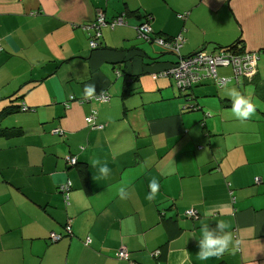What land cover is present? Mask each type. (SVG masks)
Masks as SVG:
<instances>
[{"label":"crops","instance_id":"obj_1","mask_svg":"<svg viewBox=\"0 0 264 264\" xmlns=\"http://www.w3.org/2000/svg\"><path fill=\"white\" fill-rule=\"evenodd\" d=\"M97 10L125 24L101 27L91 50ZM158 35L181 36L178 54L155 42L157 53ZM237 38L257 55L252 76L220 66L224 85L181 88L168 72ZM0 48V110L18 98L29 130L0 142V264H264V0H0ZM87 85L109 100H86ZM233 88L255 106L247 120L232 112ZM217 223L233 243L200 261L202 229Z\"/></svg>","mask_w":264,"mask_h":264},{"label":"built area","instance_id":"obj_2","mask_svg":"<svg viewBox=\"0 0 264 264\" xmlns=\"http://www.w3.org/2000/svg\"><path fill=\"white\" fill-rule=\"evenodd\" d=\"M125 24L124 16L118 15L111 20H106L103 12L101 10L96 11V16L93 23L90 25L91 30H93V35L88 34L89 36V46L95 48L98 43L99 30L103 26H108L113 28L117 25ZM88 28V27H87ZM137 31L139 35L148 38L151 34V28L147 22L141 23L137 26ZM154 41L164 48L175 51L177 54L179 48L183 42L181 36L174 37L171 40H164L160 37L154 39ZM1 50V48H0ZM257 62V55L253 52H238L237 49L227 48L222 49L216 53H207L204 50L195 52L194 54L179 59L175 65L168 71L172 74V77L175 78L177 84L181 88L190 87V85L202 78L209 77L215 81L219 86L224 85L228 79L224 76H218L217 68L220 66L232 68V77L237 78L239 74L244 75H253L255 73V67ZM72 98V96H71ZM88 100H94L96 102H106L109 100V95L106 92H99L93 95V97L88 98ZM25 109V108H24ZM95 111H92L90 114L85 116V121L92 126L97 128L101 127L100 125L94 124ZM54 132L59 134L62 133L60 129H55ZM68 160L73 161L69 158ZM70 182L62 184L60 189L64 192V198L68 199V189ZM187 217H195L196 210L190 208L185 211ZM61 237L60 234H51L50 238L52 241H57ZM123 255V252L120 253Z\"/></svg>","mask_w":264,"mask_h":264},{"label":"clouds","instance_id":"obj_3","mask_svg":"<svg viewBox=\"0 0 264 264\" xmlns=\"http://www.w3.org/2000/svg\"><path fill=\"white\" fill-rule=\"evenodd\" d=\"M96 93L95 85H87L84 89L85 98H91ZM226 95L232 101V112L234 116L239 120H247L252 117L256 111L254 104L249 100V98L243 96L235 88L226 92ZM93 167H97L99 173L102 176H108L110 173V168L107 163H101L99 160L91 161ZM160 185L158 181L153 180L149 183V193L146 199L152 200L158 190ZM118 195L121 199L127 198L126 187L122 186L118 189ZM227 224L217 223L216 228H210L205 225L202 229L201 236L198 239L199 251L197 252V258L200 261H207L213 257H220L226 251L229 250L230 245L233 243V237L229 232H226Z\"/></svg>","mask_w":264,"mask_h":264},{"label":"trees","instance_id":"obj_4","mask_svg":"<svg viewBox=\"0 0 264 264\" xmlns=\"http://www.w3.org/2000/svg\"><path fill=\"white\" fill-rule=\"evenodd\" d=\"M158 37H160V36L159 35L154 36L153 38H149V40L154 41V39H156ZM154 43H155V41H154ZM237 45H240V39L239 38H237V40H235L232 44H229L228 46L223 47V49L234 48V47L237 49L238 48ZM98 46H99V44L95 48H92L90 46L89 47L91 48V50H93V49H96ZM163 49L177 55V53L173 50H169V49L164 48V47H163ZM237 51L242 52L241 48L237 49ZM16 100H18V98L14 99L13 96L10 97L9 103L6 104L5 106H3V108H1V110H0V142L8 143V142H10V140L18 139L21 136H23L24 134L28 133V131H29L28 128L26 129V128H24L25 126H23L22 124H19L20 120L22 121L23 119H25V115H24L25 111L24 110H27V108H25L22 105L23 103L22 104L20 103L21 101L16 103L15 102ZM86 100H88V98ZM81 101H85V98L81 99ZM54 130L55 129L52 128L51 133L54 135H59V133L54 132ZM69 158H71V156L66 158L67 163H68ZM78 172H79L80 182L83 183V186L85 188H87L88 187V185H87L88 174L82 168H79ZM70 188H71V183H70L68 190H70Z\"/></svg>","mask_w":264,"mask_h":264},{"label":"rangeland","instance_id":"obj_5","mask_svg":"<svg viewBox=\"0 0 264 264\" xmlns=\"http://www.w3.org/2000/svg\"><path fill=\"white\" fill-rule=\"evenodd\" d=\"M123 25V24H122ZM118 27L119 26H117L113 31H111V33H117V31H118ZM104 28V27H103ZM103 30V29H102ZM135 32H136V30H134ZM136 36H137V32H136ZM141 40V42H142V44L143 45H145V46H147V47H149V46H151L150 44H154L155 46H157V44H155V43H150V44H148L149 42L148 41H146V40H144V39H140ZM158 47V52L157 53H159L161 50V48L159 47V46H157ZM164 51V50H163ZM166 52V51H165ZM68 66H71L70 64L68 65ZM18 102H19V100H18Z\"/></svg>","mask_w":264,"mask_h":264},{"label":"bare ground","instance_id":"obj_6","mask_svg":"<svg viewBox=\"0 0 264 264\" xmlns=\"http://www.w3.org/2000/svg\"><path fill=\"white\" fill-rule=\"evenodd\" d=\"M239 75H241V74H239ZM239 75H238V76H239ZM242 75H243V74H242ZM249 76H252V75H249Z\"/></svg>","mask_w":264,"mask_h":264}]
</instances>
